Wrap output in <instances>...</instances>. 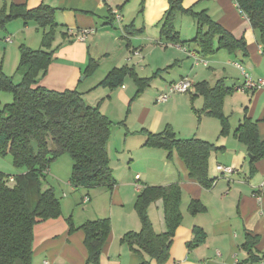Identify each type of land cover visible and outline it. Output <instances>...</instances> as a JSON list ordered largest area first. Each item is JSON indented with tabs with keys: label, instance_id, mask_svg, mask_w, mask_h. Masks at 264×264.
Here are the masks:
<instances>
[{
	"label": "crops",
	"instance_id": "obj_1",
	"mask_svg": "<svg viewBox=\"0 0 264 264\" xmlns=\"http://www.w3.org/2000/svg\"><path fill=\"white\" fill-rule=\"evenodd\" d=\"M12 4H24L28 9L46 4L56 9L53 61L38 85L56 91L77 89L113 122L107 149L115 184L81 193L78 199L86 204L81 213H62L36 224L33 264H157L156 257L139 248L134 250L123 240L125 234L142 230L135 203L148 185H178L181 189L182 221L161 264H231L235 259L239 264H264V158L253 164L247 145L235 133L250 119L257 123L259 136L264 138V88L238 90L245 77L232 64L240 62L253 79L264 77V43L235 0H180L174 29L185 44L172 42L162 34L171 0H0V12L9 10ZM113 10L119 11L121 19ZM204 12L236 39H243L245 47L203 53L194 41L198 35L194 14ZM84 30H88L85 36ZM43 34L44 29L36 22L14 19L0 32V52L4 48L5 61L10 51L18 58L14 38L40 48ZM7 37L12 40L7 41ZM195 54L206 59L208 65L196 64ZM227 66L236 68L242 77H235L233 89L227 80L235 74ZM120 67L130 72L115 86L104 84L110 71ZM162 74L166 75L160 77ZM181 79L192 82V91L157 101L171 83ZM222 80L230 91L241 94V104L231 114L226 109L228 93L224 97L225 134L222 120L205 112L206 99L197 90L201 81L210 86L220 81L222 86ZM168 129L177 138L202 139L214 145L208 158V186L191 176L176 149L147 144L151 135ZM139 142L146 152L140 165L134 152ZM220 165L233 167L234 172H224L218 168ZM193 201H199L204 210L193 213ZM147 214L156 233L167 231L162 198L149 204ZM68 218L76 227L88 220L110 219L111 231L98 263L87 262L85 231H72ZM196 229L204 234L200 241H195Z\"/></svg>",
	"mask_w": 264,
	"mask_h": 264
},
{
	"label": "trees",
	"instance_id": "obj_2",
	"mask_svg": "<svg viewBox=\"0 0 264 264\" xmlns=\"http://www.w3.org/2000/svg\"><path fill=\"white\" fill-rule=\"evenodd\" d=\"M235 2L249 18L252 27L259 31L264 43V0ZM179 10L180 0H171L162 24V34L172 42L185 44L179 41L174 29V19ZM55 11V8L46 4L33 9H28L24 4H12L9 10L0 12V32L17 18L25 22L34 21L44 29L42 47H20L18 71L22 72V80L15 83L13 76L3 72L0 74V95L10 92L13 96L12 102L0 107V153L12 154L15 166L22 169L21 173L15 175L13 186L0 179V264H33L36 224L62 214L61 202L54 189L43 190L41 185L40 177L48 171L51 161L64 153L71 155L73 171L70 183L76 188L89 190L115 184L107 149L113 122L101 112L98 105L89 104L77 89L56 91L38 85L39 78L47 72L53 61L52 46L58 26ZM194 15L198 19V35L194 41L201 45L203 53L212 54L220 48L234 51L238 47H245L243 39H236L205 12ZM205 25L208 26L207 30ZM129 72L127 67L114 68L103 83L115 86ZM137 81L143 83L144 80L138 78ZM220 83L218 81L215 86H210L207 81H201L197 84V90L206 99L205 112L222 120V132L225 134L227 118L222 106L230 89L224 86L223 80L222 86ZM235 133L247 145L253 164L264 158V138L259 136L256 122L246 119ZM147 144L168 150L176 149L188 165L191 176L208 186V158L214 147L212 143L202 139H180L168 129L164 133L151 135ZM160 198L165 204L168 225L165 233L154 231L147 214L149 204ZM180 202L181 189L178 185L145 186L135 203L142 230L125 234L123 240L134 250H144L156 257L157 264H161L166 259L174 232L182 221ZM204 208L199 201H193L190 205L193 213ZM68 220L72 231L77 228L85 231L87 262L98 263L111 231L110 219L88 220L79 227L75 226L71 218ZM195 233V241L204 238L199 229Z\"/></svg>",
	"mask_w": 264,
	"mask_h": 264
},
{
	"label": "rangeland",
	"instance_id": "obj_3",
	"mask_svg": "<svg viewBox=\"0 0 264 264\" xmlns=\"http://www.w3.org/2000/svg\"><path fill=\"white\" fill-rule=\"evenodd\" d=\"M59 34L60 33H58V35ZM14 41H16L15 46L18 47L19 49V54H17L19 57L17 58L16 54L10 51L7 60L5 61V57H4L5 54L3 52L4 48H2V51L0 52V74L1 72H3L6 75L13 76L14 82L19 83L22 80V72L18 71V66L20 64V57H21L20 47L22 45H25L27 47L29 46L18 38H14ZM188 43H191V41H186V44ZM32 49H38V48H32ZM227 67L228 69L232 70V72L235 74L234 77H229V79L227 80V85L230 88H232V84L235 82L234 80H236V78L242 79V77L239 76V72H237L236 68H234L233 66L231 67L227 66ZM142 74L146 75L145 72H143ZM165 75L166 74H162L160 77H164ZM166 91L167 89L163 92ZM176 95L179 94H174L172 97ZM240 95L241 94L235 90H231L230 92H228V97L226 98V109L228 114L232 113L233 108L240 106L241 104ZM85 99H87V97ZM0 100H1V104H0L1 107L6 103L12 102L13 96L10 92H2L0 95ZM152 103L155 104L154 101H152ZM115 137L116 136L114 135L113 137L114 141L116 139ZM135 147L136 148L134 152H135L136 162L138 163V165H140V163L143 162L145 159L143 158V156L146 154V152L144 150L142 151L141 142H139L138 145ZM113 151L114 150L112 148V153ZM72 171H73V159L69 153H64L59 157H57L55 160L51 161L48 171H46L44 175L40 177L42 189L43 190H46L48 188L54 189L56 196L59 198L61 202V209H62L61 212L67 215H71L73 214V212L79 214L81 213L80 211L84 207H86V204H83L81 199L78 198L80 197L81 193L85 194L84 191L87 189L83 187H79V189L76 191L72 189L73 185L69 182L72 176ZM21 172L22 169H19L15 166L12 154L9 153L4 155L0 153V179L3 178V180L7 185L13 186L15 184V178H14L15 175ZM10 175L13 176V180H11Z\"/></svg>",
	"mask_w": 264,
	"mask_h": 264
},
{
	"label": "built area",
	"instance_id": "obj_4",
	"mask_svg": "<svg viewBox=\"0 0 264 264\" xmlns=\"http://www.w3.org/2000/svg\"><path fill=\"white\" fill-rule=\"evenodd\" d=\"M102 1L105 2V1H109V0H102ZM113 13L116 16V18L121 19V14L119 13L118 10H113ZM87 32H88V30H84L83 35L85 36V34ZM6 40L10 42L12 39H11V37H7ZM194 57H195V63L196 64H202L204 66L208 65V61L206 59L202 58L201 56L195 54ZM232 64L235 67L239 68L245 77L243 84H241L240 86L237 87L238 90L249 91V90H256V89L264 88V77H261L259 79H253L247 73L246 69L243 67V65L240 62H233ZM192 89H193V84L190 80L181 79L177 82L171 83L168 86L167 91L162 92L158 96L157 101L158 102H165L172 95H174L176 93H188V92L192 91ZM218 168L224 172H228V173L234 172V168L230 167V166L220 165ZM11 180H13V177H11ZM261 186L264 187V182L262 183ZM85 200H88V197H86ZM45 264H49V261H45ZM231 264H239V262L237 259H235Z\"/></svg>",
	"mask_w": 264,
	"mask_h": 264
},
{
	"label": "water",
	"instance_id": "obj_5",
	"mask_svg": "<svg viewBox=\"0 0 264 264\" xmlns=\"http://www.w3.org/2000/svg\"><path fill=\"white\" fill-rule=\"evenodd\" d=\"M251 155V154H250Z\"/></svg>",
	"mask_w": 264,
	"mask_h": 264
}]
</instances>
